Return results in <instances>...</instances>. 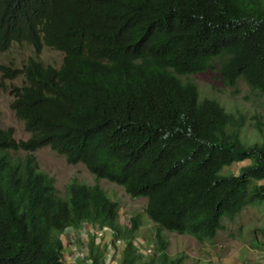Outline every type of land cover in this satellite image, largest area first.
Returning <instances> with one entry per match:
<instances>
[{"label":"trees","instance_id":"obj_1","mask_svg":"<svg viewBox=\"0 0 264 264\" xmlns=\"http://www.w3.org/2000/svg\"><path fill=\"white\" fill-rule=\"evenodd\" d=\"M22 41L32 53L20 66L0 63V89L22 76L7 91L28 132L0 127V264H67L59 235L83 221L121 240L117 264L141 256L137 215L120 225L97 182L71 178L59 195L33 153L42 145L145 197L159 264L181 260L161 229L210 239L222 217L264 199V137L242 142L243 114L177 76L212 67L226 87L240 78L264 92V0H0V51ZM43 45L61 51L57 66L37 57ZM106 245L88 232L78 261L106 264Z\"/></svg>","mask_w":264,"mask_h":264},{"label":"rangeland","instance_id":"obj_2","mask_svg":"<svg viewBox=\"0 0 264 264\" xmlns=\"http://www.w3.org/2000/svg\"><path fill=\"white\" fill-rule=\"evenodd\" d=\"M31 46L25 42H12L6 50L0 51V63L20 66L28 54ZM37 57L43 63L57 66L62 57L59 50L43 45ZM180 80L190 79L195 82L198 92L202 96L214 97L226 110L240 112L244 117V124L240 129V139L244 143L259 141L264 137V124H260L258 131L252 122L256 117L264 123V92H252L240 78L234 87L224 86L212 67L192 74H177ZM21 75L13 78H3L4 88L0 89V127L11 126L15 138H26L28 132L24 129L22 121L17 118L9 107L11 95L7 88L10 84L21 82ZM40 169L53 176L56 192L64 196L65 184L71 178L80 182H97L112 199L116 200L118 208V222L122 226H129L130 216L136 214L139 226L135 230L132 240L136 251L141 253L136 264H159L155 242L153 239V223L143 212L145 197H130L123 188L105 178H94L81 163H67L63 156L56 153L46 145L33 151ZM248 160L232 162L221 168V172H236L238 166ZM257 182H264L259 179ZM222 226L210 239L198 240L187 233H177L161 229L160 233L166 239L165 252L169 257L178 256L180 264H256L264 263V199L253 200L246 204L232 218H221ZM78 230L66 228L60 233L62 242L61 259L67 264H82L78 257L85 255L84 243L88 229ZM112 235L108 230L101 236V243H107L104 259L106 264H117V258L122 242L112 245ZM150 245L151 251L142 253L140 248Z\"/></svg>","mask_w":264,"mask_h":264},{"label":"built area","instance_id":"obj_3","mask_svg":"<svg viewBox=\"0 0 264 264\" xmlns=\"http://www.w3.org/2000/svg\"><path fill=\"white\" fill-rule=\"evenodd\" d=\"M84 223L87 224L88 232L91 233V234H93L96 240H97L99 237L103 236L104 232H105L106 230H108V227L105 226V225H102V226H100V227H91L90 224L87 223V222H85V221L82 222L80 228H83V229L85 228ZM119 242H120V239H119V238H116V239H115V243L117 244V243H119ZM84 251H85V250H84ZM140 251H141L142 253H148V252L151 251V247H150V245H147V244H146L145 247L140 248ZM82 256H83V255H80L79 258H81Z\"/></svg>","mask_w":264,"mask_h":264},{"label":"clouds","instance_id":"obj_4","mask_svg":"<svg viewBox=\"0 0 264 264\" xmlns=\"http://www.w3.org/2000/svg\"><path fill=\"white\" fill-rule=\"evenodd\" d=\"M105 226H106V225H105ZM108 232H109V234H110V231H109V229H108ZM104 233H105V232H104ZM99 238H101V237H99ZM99 238H98V239H99ZM98 239H97V240H98ZM114 242H115V241H114ZM115 244H116V243H115ZM115 244H114V245H115ZM106 248H107V246H106Z\"/></svg>","mask_w":264,"mask_h":264},{"label":"crops","instance_id":"obj_5","mask_svg":"<svg viewBox=\"0 0 264 264\" xmlns=\"http://www.w3.org/2000/svg\"><path fill=\"white\" fill-rule=\"evenodd\" d=\"M262 263V262H261ZM262 264H264V263H262Z\"/></svg>","mask_w":264,"mask_h":264}]
</instances>
